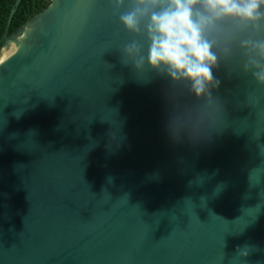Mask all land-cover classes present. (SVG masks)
Here are the masks:
<instances>
[{
	"label": "water",
	"instance_id": "95a60500",
	"mask_svg": "<svg viewBox=\"0 0 264 264\" xmlns=\"http://www.w3.org/2000/svg\"><path fill=\"white\" fill-rule=\"evenodd\" d=\"M132 38L109 0L3 35L0 264H264V86L225 61L215 103L138 79Z\"/></svg>",
	"mask_w": 264,
	"mask_h": 264
},
{
	"label": "clouds",
	"instance_id": "9594fccd",
	"mask_svg": "<svg viewBox=\"0 0 264 264\" xmlns=\"http://www.w3.org/2000/svg\"><path fill=\"white\" fill-rule=\"evenodd\" d=\"M109 3L118 23L133 36L122 45L120 60L132 65L138 79L155 70L174 84L184 83L197 98L215 103L212 89L219 87L220 80L213 69L225 61L233 70L251 73L256 84L264 86V0ZM252 98L260 102L258 96ZM170 130L179 136L175 123ZM239 255H248L247 248Z\"/></svg>",
	"mask_w": 264,
	"mask_h": 264
},
{
	"label": "trees",
	"instance_id": "16d2710c",
	"mask_svg": "<svg viewBox=\"0 0 264 264\" xmlns=\"http://www.w3.org/2000/svg\"><path fill=\"white\" fill-rule=\"evenodd\" d=\"M16 0H0V46L6 33L11 35L32 16L46 8L50 0H21L8 22L9 14Z\"/></svg>",
	"mask_w": 264,
	"mask_h": 264
},
{
	"label": "bare ground",
	"instance_id": "6f19581e",
	"mask_svg": "<svg viewBox=\"0 0 264 264\" xmlns=\"http://www.w3.org/2000/svg\"><path fill=\"white\" fill-rule=\"evenodd\" d=\"M9 45H10V43L7 46H5V47H3L1 49V51H0V61H1V58H2L3 54L5 53V51L7 50V48H8Z\"/></svg>",
	"mask_w": 264,
	"mask_h": 264
}]
</instances>
